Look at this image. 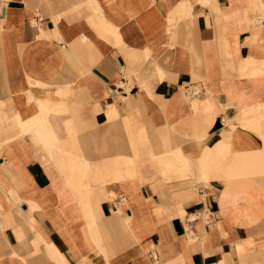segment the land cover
<instances>
[{"label":"crops","instance_id":"crops-1","mask_svg":"<svg viewBox=\"0 0 264 264\" xmlns=\"http://www.w3.org/2000/svg\"><path fill=\"white\" fill-rule=\"evenodd\" d=\"M0 264H264V0H0Z\"/></svg>","mask_w":264,"mask_h":264}]
</instances>
